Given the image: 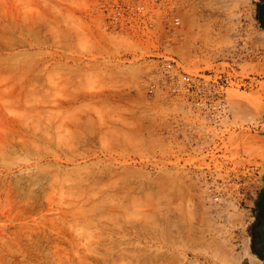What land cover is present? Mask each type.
<instances>
[{
  "label": "rangeland",
  "instance_id": "rangeland-1",
  "mask_svg": "<svg viewBox=\"0 0 264 264\" xmlns=\"http://www.w3.org/2000/svg\"><path fill=\"white\" fill-rule=\"evenodd\" d=\"M257 4L0 0V264H247L264 185ZM166 59L202 87L165 81Z\"/></svg>",
  "mask_w": 264,
  "mask_h": 264
},
{
  "label": "built area",
  "instance_id": "built-area-1",
  "mask_svg": "<svg viewBox=\"0 0 264 264\" xmlns=\"http://www.w3.org/2000/svg\"><path fill=\"white\" fill-rule=\"evenodd\" d=\"M122 6L115 5L112 8V15L110 17V21L113 24L120 23V19L122 16ZM142 9L141 6H137L136 10ZM174 24H179V18L175 17L173 18ZM175 62L173 59H166L163 61V65L161 66V69L159 70L160 75L165 81H170L175 86L180 87L181 89L185 91L189 90H198L202 87V78L198 76L190 75L183 71H175ZM159 81H151L147 86V91L149 94H154L157 88L159 87Z\"/></svg>",
  "mask_w": 264,
  "mask_h": 264
},
{
  "label": "flooded vegetation",
  "instance_id": "flooded-vegetation-1",
  "mask_svg": "<svg viewBox=\"0 0 264 264\" xmlns=\"http://www.w3.org/2000/svg\"><path fill=\"white\" fill-rule=\"evenodd\" d=\"M257 19L262 29H264V0H258L257 4ZM264 185L260 192L259 197L256 200V207L252 224L249 228L250 232V251L260 259L263 264L264 260Z\"/></svg>",
  "mask_w": 264,
  "mask_h": 264
},
{
  "label": "bare ground",
  "instance_id": "bare-ground-1",
  "mask_svg": "<svg viewBox=\"0 0 264 264\" xmlns=\"http://www.w3.org/2000/svg\"><path fill=\"white\" fill-rule=\"evenodd\" d=\"M248 1V0H247ZM246 3V2H245ZM161 63V62H160ZM160 69V68H159ZM241 220V219H240ZM253 220V218H251V221ZM243 225V227H244V225H245V223H243L242 224ZM169 239H170V237H169ZM243 239V238H242ZM246 240V242H245V244L243 243V242H241L243 245H244V248L242 249V251H243V253H241V255L240 254H238L239 256L236 258V260L238 259L239 261H241V262H246L247 264H262L261 263V261H260V259L258 260V258L249 250V248H250V246H249V241H250V237L249 238H246L245 239ZM169 241V240H168ZM241 244V245H242ZM151 250V249H150ZM146 251H147V249H146ZM146 251H144V252H146ZM164 252H166V251H164ZM169 252V251H168ZM162 253V252H161ZM171 253V252H170ZM142 254V253H141ZM166 254H167V252H166ZM170 255V254H169ZM158 256V255H157ZM168 256V255H167ZM232 256V255H231ZM235 256V255H234ZM142 257V256H141ZM160 257V256H159ZM158 257V258H159ZM164 257H165V255H164ZM163 257V258H164ZM229 257V256H228ZM144 258V257H143ZM157 258V259H158ZM231 258V257H230ZM229 258V259H230ZM141 259V258H140ZM167 259V258H166ZM143 260V259H142ZM148 260V259H147ZM146 260V261H147ZM150 260H151V258H150ZM162 260V258L160 259V261ZM222 260H223V258H222ZM234 260H235V257H234ZM235 260V261H236ZM144 263V262H143ZM239 263V262H238ZM156 264H157V260H156ZM235 264V263H234Z\"/></svg>",
  "mask_w": 264,
  "mask_h": 264
},
{
  "label": "water",
  "instance_id": "water-1",
  "mask_svg": "<svg viewBox=\"0 0 264 264\" xmlns=\"http://www.w3.org/2000/svg\"><path fill=\"white\" fill-rule=\"evenodd\" d=\"M263 236H264V229H263ZM263 264H264V260H263Z\"/></svg>",
  "mask_w": 264,
  "mask_h": 264
}]
</instances>
